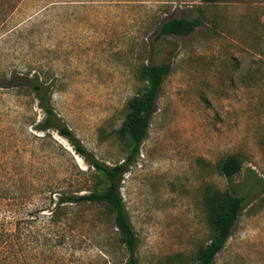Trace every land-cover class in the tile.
Listing matches in <instances>:
<instances>
[{
	"label": "rangeland",
	"instance_id": "rangeland-1",
	"mask_svg": "<svg viewBox=\"0 0 264 264\" xmlns=\"http://www.w3.org/2000/svg\"><path fill=\"white\" fill-rule=\"evenodd\" d=\"M173 17L202 23L188 35L159 37ZM149 64H167L170 72L121 186L139 264H195L212 235L204 197L229 189L218 165L233 154L243 161L234 184L246 199L215 264H264V0H0V80L42 74L53 84L56 111L109 164L128 155L118 130ZM42 117L34 94L0 87V264L12 257L3 238L13 217L52 206L60 189L93 186L77 177L78 167L91 168L66 138L35 130ZM43 214L28 215L41 240L35 248L28 234L23 264L128 258L100 209L65 217L63 244L45 241Z\"/></svg>",
	"mask_w": 264,
	"mask_h": 264
},
{
	"label": "trees",
	"instance_id": "trees-1",
	"mask_svg": "<svg viewBox=\"0 0 264 264\" xmlns=\"http://www.w3.org/2000/svg\"><path fill=\"white\" fill-rule=\"evenodd\" d=\"M201 23L200 17H173L161 24L157 35L159 37L188 35L194 32ZM169 72L170 66L167 64H149L141 69L140 79L144 86L139 94L129 100L127 115L118 130L119 137L127 146L128 155L123 161L115 164H109L98 158L77 137L73 129L56 111L52 98L53 84L42 74L37 72L12 74L0 80V87L19 89L22 95H35L38 107L43 112V117L38 122L32 123L35 130L45 133L56 131L66 138L75 152L88 164L89 169L91 168V170H83L77 166V177L93 180V186L88 191L81 192L82 186L78 185L70 191L60 189L52 206H45L33 212H26V215L13 217L11 229L3 238L7 241L9 250L12 251L10 264H23V258L19 252L28 244L26 238L29 233L33 237V247L36 248V245L40 243V230L38 228L31 230L30 225L28 226L30 221L28 215L34 212L42 215L50 207H53L50 209L51 213L48 216L43 214V220L46 221L50 230L45 241L57 240L59 244L65 243L69 237L67 233L70 228L66 227L64 218L73 214L82 215L85 207L98 208L111 219L116 231V243L128 253L124 264H139L137 256L139 237L127 210L121 186L124 175L140 156L142 144L149 133L151 116L157 109L161 86ZM242 167L243 161L237 154L230 155L219 162L220 173L229 180L231 185L226 190L209 191L204 197L212 235L210 242L199 249L195 264H215L217 254L225 247L240 219L246 197L241 194L243 188L234 184V178ZM53 225H58V229L56 226L52 229ZM71 230L75 231V228ZM1 253L0 250V256Z\"/></svg>",
	"mask_w": 264,
	"mask_h": 264
}]
</instances>
